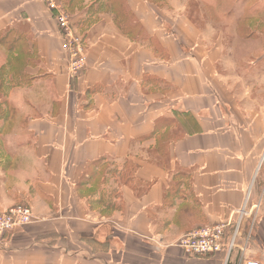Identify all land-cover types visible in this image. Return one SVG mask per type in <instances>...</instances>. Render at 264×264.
<instances>
[{"label": "crops", "instance_id": "1", "mask_svg": "<svg viewBox=\"0 0 264 264\" xmlns=\"http://www.w3.org/2000/svg\"><path fill=\"white\" fill-rule=\"evenodd\" d=\"M124 3L129 32L110 12L71 16L87 58L71 78L43 1L0 0V34L28 52L18 85L4 70L0 213L25 205L35 218L5 236L0 264H225L176 244L230 221L253 180L246 255L261 264L264 30L237 36L245 19L263 27L264 0ZM241 60L259 74L236 73Z\"/></svg>", "mask_w": 264, "mask_h": 264}, {"label": "built area", "instance_id": "2", "mask_svg": "<svg viewBox=\"0 0 264 264\" xmlns=\"http://www.w3.org/2000/svg\"><path fill=\"white\" fill-rule=\"evenodd\" d=\"M59 31L60 49L67 60V74L78 77L87 67L86 46L82 35L73 27L70 14L60 0H42ZM253 184V182H252ZM250 185L246 190L241 208L233 211L232 219L225 223L205 226L183 236L176 246L190 258H210L224 255L225 264L231 262L234 252L238 257L233 264H260L247 256L256 224L258 204H251ZM35 222L30 209L25 205L15 206L0 213V243L12 231ZM232 227L228 235L227 230ZM242 244L238 247V241Z\"/></svg>", "mask_w": 264, "mask_h": 264}, {"label": "rangeland", "instance_id": "3", "mask_svg": "<svg viewBox=\"0 0 264 264\" xmlns=\"http://www.w3.org/2000/svg\"><path fill=\"white\" fill-rule=\"evenodd\" d=\"M61 1V0H60ZM63 4V2H61ZM106 3H108V5H106ZM124 5V0H118L117 2H114V0H108V2H102L99 0H77V1H73L68 5H64L67 12L70 14V16H79V18H81L80 20H84L82 19L84 16L87 15L91 16V17H96L97 18V13H102V12H110V13H116L117 10H119V8L121 7L120 5ZM93 21V18L92 20ZM249 24V30L246 28ZM259 25V27H258ZM264 30V25L263 27L260 26L259 21L256 20H247L245 19L244 21H241V25L238 28L239 34H238V38L242 39H258L259 36L256 35L257 32H261ZM19 37H21L22 41L25 40L24 36L21 35H4V34H0V54L2 55V57H0V64L2 59L6 58L4 65H0V118L2 115L5 114V112L12 109V104H10L4 97V92H3V76H4V70L6 69V67L10 68V71L13 72V74H15L14 77V82H16V84H19V74H20V69H21V64H23L21 61V59H24V56L26 53L25 51H21L18 50L17 48L12 51L9 52L6 50V44L11 43V41H13V39H18ZM173 37V35H172ZM19 40V43L20 41ZM255 41V40H253ZM18 43V44H19ZM25 53V54H24ZM251 57L250 59L253 61L255 59H257L260 56V52L258 51H254L253 53H251ZM4 56V58H3ZM7 63V65H6ZM6 65V67H5ZM258 66V65H257ZM255 66L254 68L251 67L250 70L245 72V69H243L242 66V60L240 61V66H238L236 68V73L239 74H246V75H250V76H254V75H258L259 74V67ZM4 69V70H3ZM249 69V66H248ZM241 85L238 86V90L241 91ZM3 117V116H2ZM7 117H14V114L12 113V111H10V113H7ZM261 165V164H260ZM260 165L257 168L256 174L255 176H257V174L259 173L260 170ZM255 179V178H254ZM254 181V180H253ZM252 181V182H253ZM258 181V179H256V182ZM251 182V184H252ZM253 186V185H252ZM250 186H248L247 190L249 189ZM252 203V202H251ZM264 261L261 262V264H263Z\"/></svg>", "mask_w": 264, "mask_h": 264}, {"label": "trees", "instance_id": "4", "mask_svg": "<svg viewBox=\"0 0 264 264\" xmlns=\"http://www.w3.org/2000/svg\"><path fill=\"white\" fill-rule=\"evenodd\" d=\"M73 1L75 2L77 0H61L60 2H63L64 5H68ZM117 1L118 0H114V2H117ZM106 5H108V3H106ZM120 6L121 7L119 8V10H117L116 13L115 12L113 13L115 16V21L118 23L120 30H122L123 32H127V31L129 32L132 29L136 28L137 24L134 23V21L131 19L130 14L128 13V10L125 6V3H124V5L122 4ZM18 43H19V39H13V41H11V43H9V44L7 43L5 45L6 50L9 52L14 51ZM6 65H7V63H6ZM6 65H5V67H6ZM11 75L15 76V74H13V72H11ZM2 116L4 117V115H2ZM2 116H1V118H3ZM231 231H232V227H230L227 230V234L229 235L231 233Z\"/></svg>", "mask_w": 264, "mask_h": 264}]
</instances>
